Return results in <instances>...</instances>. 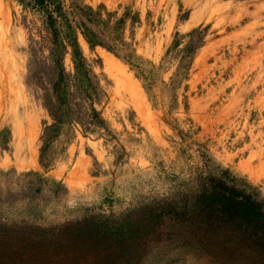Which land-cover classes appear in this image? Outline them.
Returning <instances> with one entry per match:
<instances>
[{
	"label": "rangeland",
	"instance_id": "374dc122",
	"mask_svg": "<svg viewBox=\"0 0 264 264\" xmlns=\"http://www.w3.org/2000/svg\"><path fill=\"white\" fill-rule=\"evenodd\" d=\"M207 176L264 202V0H0V264H264L153 220Z\"/></svg>",
	"mask_w": 264,
	"mask_h": 264
},
{
	"label": "trees",
	"instance_id": "16d2710c",
	"mask_svg": "<svg viewBox=\"0 0 264 264\" xmlns=\"http://www.w3.org/2000/svg\"><path fill=\"white\" fill-rule=\"evenodd\" d=\"M31 1L45 7L56 3V0ZM179 207L181 210H178V206H163L155 213L153 220L158 216L168 215L179 218L181 215L192 214L216 223L221 229L230 225L245 230L251 235L258 236L259 243L264 246V202L246 189L239 188L222 177L202 178L198 193L188 196ZM111 226L110 231H114L113 236L119 237V243L123 245L140 243V239L149 228L145 223H135L130 217L113 221Z\"/></svg>",
	"mask_w": 264,
	"mask_h": 264
},
{
	"label": "bare ground",
	"instance_id": "6f19581e",
	"mask_svg": "<svg viewBox=\"0 0 264 264\" xmlns=\"http://www.w3.org/2000/svg\"><path fill=\"white\" fill-rule=\"evenodd\" d=\"M6 88V87H5ZM7 89V88H6Z\"/></svg>",
	"mask_w": 264,
	"mask_h": 264
}]
</instances>
